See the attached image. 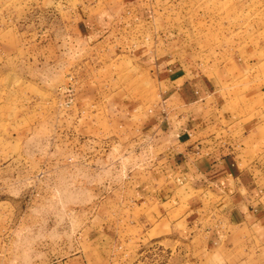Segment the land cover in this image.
<instances>
[{
  "label": "rangeland",
  "instance_id": "obj_1",
  "mask_svg": "<svg viewBox=\"0 0 264 264\" xmlns=\"http://www.w3.org/2000/svg\"><path fill=\"white\" fill-rule=\"evenodd\" d=\"M174 68L196 108L161 94ZM167 109L243 148L224 219L136 201ZM0 264H264V0H0Z\"/></svg>",
  "mask_w": 264,
  "mask_h": 264
},
{
  "label": "crops",
  "instance_id": "obj_2",
  "mask_svg": "<svg viewBox=\"0 0 264 264\" xmlns=\"http://www.w3.org/2000/svg\"><path fill=\"white\" fill-rule=\"evenodd\" d=\"M159 71L165 78L161 94L167 96V101L172 100L176 104L196 108L195 100L192 101L193 89L187 80H184L182 70L174 68L169 71ZM167 114V130H158V134L163 136L158 140H165V143L171 141L170 150L165 153L157 172L144 180L129 183V187L137 195L136 201L142 208L147 209L143 210L145 213H150L156 219L160 214H165L162 205L174 202L179 206V201L175 199L176 194L180 189L185 188L186 191L193 192L196 199L192 201L191 208L194 217L190 218L191 215H187L182 221L191 220L197 225L202 219H208L205 212L209 208L207 203L212 197L217 200V213L224 219L227 212L223 205L233 209L234 205L230 199L241 198L242 190L253 186L251 180H246L250 166L248 167L243 160V148L228 147L225 141L221 143L223 146L220 144L216 146L218 148L207 146L213 145V141L216 140L215 137L205 135L201 125L204 123L199 118L195 119L191 115L184 117L178 115L175 110L171 113L170 109H167ZM254 193L257 192H250L252 195ZM226 202L230 203V206ZM188 230L191 229L187 228L185 234H190Z\"/></svg>",
  "mask_w": 264,
  "mask_h": 264
}]
</instances>
